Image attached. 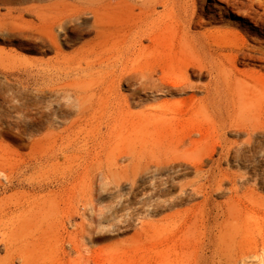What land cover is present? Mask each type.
Returning a JSON list of instances; mask_svg holds the SVG:
<instances>
[{
    "label": "bare ground",
    "instance_id": "bare-ground-1",
    "mask_svg": "<svg viewBox=\"0 0 264 264\" xmlns=\"http://www.w3.org/2000/svg\"><path fill=\"white\" fill-rule=\"evenodd\" d=\"M42 1L34 15L55 56L39 72L51 83L49 91L72 96L74 104L50 108L51 120L42 124L47 131L37 135L41 124L27 103L22 113L28 150L0 143V264H264V224L250 220L232 197L209 206L215 167L201 169L204 157L216 155L219 164L230 154L224 136L232 128L245 134L243 143L250 148L248 157L242 148L234 149V157L264 165V28L255 12L233 3L242 18L234 24L253 44L231 40L222 46L228 56L252 65V83L246 84L230 75L232 68L226 72L208 59L204 22L214 21L210 13L204 20V11L213 6L209 0L199 10L194 0ZM221 3L224 11L230 5ZM56 33L83 40L66 54ZM204 69L206 88L223 79L234 84L228 93L233 118L204 119L203 100L188 122L181 105L185 98L139 104L132 111L118 97L122 81L133 85L131 96L186 94L194 88L188 71ZM205 123L218 150L208 152L204 145ZM186 124L196 131H184ZM101 125L105 132L94 133ZM181 162L195 167L193 179L175 180ZM95 165H104L106 172H100L112 181L140 175L150 189L95 213L97 199L80 184L79 170ZM170 187L177 192L172 195ZM187 188L200 200L192 201ZM152 215L160 217L152 220ZM128 232V238L119 237Z\"/></svg>",
    "mask_w": 264,
    "mask_h": 264
},
{
    "label": "rangeland",
    "instance_id": "rangeland-1",
    "mask_svg": "<svg viewBox=\"0 0 264 264\" xmlns=\"http://www.w3.org/2000/svg\"><path fill=\"white\" fill-rule=\"evenodd\" d=\"M202 1L194 0L198 10ZM209 1H211L210 3L213 6L209 10L204 11V20H207V13H210L214 15V21L204 22V31L207 30L209 33L211 30L213 31L210 34L206 33L207 35L204 37L205 50L208 55L210 54L208 59L220 62L223 67H226V72H228V68H232L234 73H230V75L232 74L233 78H237L246 84L252 83L253 67L248 62V59L242 63L239 59L228 56L229 50L222 46L231 40L234 42L239 40L238 43L241 41L247 46L253 44L250 36L244 35L243 31L235 26L234 21L242 18L237 16L235 8L232 7H234L233 5L235 4L233 3L235 2L238 7L242 5L249 7L252 12H255V17L258 18L262 28H264V0H229L230 5L225 10L226 12L223 9L224 4L221 3V0ZM42 4V0H0V143L20 152L28 150L25 147L26 140L23 134L25 117L22 113L25 111L27 103L31 108L32 115L38 120L37 124H43L44 126L48 124V120H51V109L56 108L59 104L64 107L72 105L70 107L73 108L74 104L72 96H63L62 94L49 91L48 87L51 83L47 82L39 72L44 63L55 56L53 43L34 15L35 10L38 9L37 6ZM246 24L252 26L251 22L246 21ZM56 35L62 51L66 54L71 53L72 49L83 40V38L65 40L58 33ZM70 35L72 34L70 33ZM262 71L264 74V70ZM188 79L193 83L194 88L186 94L158 97L154 93L145 92L149 98H145L142 94L138 96L139 98L131 96L130 89L133 85H130L127 81H122L118 87V97H121L120 100L123 105L127 102L132 111L137 110L139 104L150 105L157 103V101H176L185 98L181 105L183 110H187L183 116L188 122L194 119L197 113L196 105L201 104L200 102L203 100L204 119L209 121L211 117H208V115L210 114L213 118H215V115H219L222 119L233 118V113L231 112L232 104L229 98L230 95H228L229 91L231 92L232 88H234L233 83H229L228 86L223 79L222 82L217 81V83H212L210 88H206L209 72L205 69L201 73L189 70ZM262 83L264 86V78ZM190 95L192 98L189 99ZM72 115L70 113L69 116H65L61 121L68 120ZM205 124L204 145L207 147L208 152L213 149L218 150V141L213 136L210 124ZM41 125L35 131L37 135L47 131ZM184 128H187L184 130L187 133L196 131V128L191 125L186 124ZM98 130H100L99 132H105L102 125L101 129L93 128L94 133L99 134ZM224 137L226 146H231L230 154L227 157L223 156L219 164L215 162L216 155H212L211 158L204 157L201 163V169L203 170L215 167V189L209 197L208 205L213 206L225 201L228 197H232V200L240 207L247 209L250 220L264 224V165L253 167L242 157L243 155L234 157L233 150L238 147L243 149L242 153L246 154V157L250 154L247 151L250 148L243 143L245 138L243 132H238L232 128L227 130ZM120 148L115 149L112 153L117 154L121 151ZM100 153L98 152L97 154L100 155ZM98 166L95 165L85 170L79 169L80 172H83L80 184L87 186L86 193L97 199L94 201L93 207L95 213H106L109 209L117 208L115 205L116 200L132 199L150 189L149 184L143 182L140 175H137L135 179L128 175L126 178H118L120 181L118 179L117 181H112L103 177L106 172L104 165ZM100 171L104 173L102 174ZM194 174L195 167H193L191 162H181L179 171L174 174V178L176 181H187L193 179ZM244 188L249 189L245 190ZM10 192L9 190L6 194ZM176 192L175 188L170 189L172 195ZM187 194L192 201L200 200V194L193 193L188 188ZM79 209L81 211L82 207L80 206ZM160 215H152L149 218L155 220ZM77 221H80V219H77ZM99 229L108 228L100 226ZM129 236L130 232L119 235L120 238H128Z\"/></svg>",
    "mask_w": 264,
    "mask_h": 264
}]
</instances>
